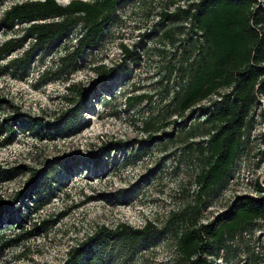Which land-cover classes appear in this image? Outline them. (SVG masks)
Returning <instances> with one entry per match:
<instances>
[{
    "label": "rangeland",
    "instance_id": "rangeland-1",
    "mask_svg": "<svg viewBox=\"0 0 264 264\" xmlns=\"http://www.w3.org/2000/svg\"><path fill=\"white\" fill-rule=\"evenodd\" d=\"M23 1L28 0H0V19ZM190 2L122 0L98 46L74 63L68 55L84 32L81 25L39 49L25 66L12 60L23 55L31 39L0 58V130L6 129L0 132V202L7 203L0 215V264H65L69 251L91 238L99 243L103 238L96 264H178L165 225L194 200L201 169L194 144L205 139L187 132L221 99L216 94L183 115L176 111L179 68L191 41L185 44L189 22L170 16ZM28 25L8 29L0 22V45L22 37ZM166 29L172 37H166ZM125 49L139 60H130ZM102 66L114 68L113 75L104 77ZM74 85L87 91V101L77 130L60 136L52 128L74 107L69 99L79 100ZM105 146L97 163L89 159ZM33 176L36 185L29 187ZM241 196L264 197L261 95L235 166L200 205L198 222H214ZM37 199L41 202L34 204ZM123 224L149 225L151 233L133 249L107 237ZM209 260L264 264V220L228 236Z\"/></svg>",
    "mask_w": 264,
    "mask_h": 264
},
{
    "label": "trees",
    "instance_id": "trees-1",
    "mask_svg": "<svg viewBox=\"0 0 264 264\" xmlns=\"http://www.w3.org/2000/svg\"><path fill=\"white\" fill-rule=\"evenodd\" d=\"M121 1L71 0L61 4L57 0H28L15 3L4 12L1 24L8 29L19 22H29V25L22 37L11 38L0 45V58L31 39L23 55L12 60L16 65L25 66L39 49L48 47L81 25L84 32L78 38L74 51L68 55V60L74 63L86 49L98 46ZM187 1L191 2L186 8L170 16L189 22L188 42L185 44L191 41L188 55L179 68L181 83L175 95L176 111L183 115L216 94H220L221 99L215 102V108L207 112L202 121L192 124L187 132L190 137H205L193 143L201 162L196 177L198 189L194 200L180 211L173 212L165 227L175 241L178 264H210V257L218 255L228 236L256 220H264L263 196L238 197L212 223H201L197 218L204 199L230 176L242 149L254 102L258 95L264 99V3L258 0ZM165 35L170 36L169 29L165 30ZM184 48L186 50V45ZM125 52L130 60H139L135 51L125 49ZM100 73L104 77L111 76L114 68L107 70L102 66ZM73 90L79 100L69 99L76 102L74 107L64 113L52 128L60 136L71 135L77 130L80 113L87 101V91L76 85ZM1 126L0 132L3 133L6 129ZM106 150V146L102 147L89 159L97 163ZM3 173L0 168V179ZM34 179L35 176L28 182L29 187L36 185ZM45 184L44 178L41 186ZM40 202L37 199L34 204ZM6 205L0 202V215L7 209ZM21 219L25 220V217ZM107 233L108 238L129 243L134 249L140 241L148 238L151 229L149 225L133 228L123 224ZM91 239L89 244L71 249L65 264H96L103 238L100 243L96 238Z\"/></svg>",
    "mask_w": 264,
    "mask_h": 264
}]
</instances>
